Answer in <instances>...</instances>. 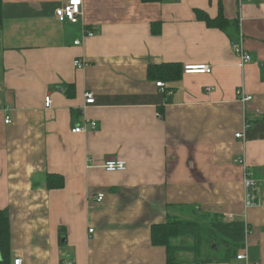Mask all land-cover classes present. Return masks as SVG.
I'll use <instances>...</instances> for the list:
<instances>
[{
    "label": "crops",
    "instance_id": "crops-1",
    "mask_svg": "<svg viewBox=\"0 0 264 264\" xmlns=\"http://www.w3.org/2000/svg\"><path fill=\"white\" fill-rule=\"evenodd\" d=\"M67 1L2 0L0 209L9 215L12 259L166 264L151 225L190 213L200 223H247V256L264 264V0H81L75 24L55 16ZM195 9L211 18L221 11L236 26L208 27ZM240 31L252 56L243 66L232 51ZM160 63L207 64L211 72L148 76ZM237 89L252 98L241 103ZM86 90L93 104L85 105ZM85 120L97 128L71 131ZM238 157L258 181L257 206L244 207ZM112 159L126 169L105 171ZM48 173L63 185L47 188ZM212 247L203 252L210 260L176 250L172 264L236 263Z\"/></svg>",
    "mask_w": 264,
    "mask_h": 264
},
{
    "label": "trees",
    "instance_id": "trees-1",
    "mask_svg": "<svg viewBox=\"0 0 264 264\" xmlns=\"http://www.w3.org/2000/svg\"><path fill=\"white\" fill-rule=\"evenodd\" d=\"M143 2H161L162 0H142ZM195 16L198 20L203 21L208 27L226 29L229 25L236 26V22H230L222 12L219 11L217 16L211 18L204 11L195 9ZM2 20V0H0V24ZM158 32V30H154ZM183 67L177 63H160L148 66V76L157 78L162 81L174 80L180 77ZM66 94L73 96L74 87L68 85ZM45 185L47 188H60L63 185V178L58 174H46ZM242 221H223L218 217H212L208 223H200L197 220L190 219H168L163 223L152 224L150 228V238L153 245H163L167 251L166 264L176 263L171 258V253L176 250L192 251L201 260H210L204 254V248H207L204 242V233L209 237L216 238L218 246L223 247V259L235 257L243 247L245 239V229ZM249 229V228H248ZM63 235V234H62ZM61 235V236H62ZM191 238L190 244L175 245L174 238ZM209 239V238H208ZM213 244H211L212 247ZM214 246V245H213ZM217 246V247H218ZM0 264H12V255L10 249V222L8 211L0 209Z\"/></svg>",
    "mask_w": 264,
    "mask_h": 264
},
{
    "label": "built area",
    "instance_id": "built-area-1",
    "mask_svg": "<svg viewBox=\"0 0 264 264\" xmlns=\"http://www.w3.org/2000/svg\"><path fill=\"white\" fill-rule=\"evenodd\" d=\"M239 2L241 0H238ZM250 1V0H247ZM81 0H68L65 5H63L61 8H58L55 10V16L61 20V21H67L71 24H75L79 21V17L81 16ZM85 36H91L93 35V32L91 31H84ZM74 44H80V40L76 39L74 41ZM232 51L235 54V56L238 59V64L240 66H243L244 64L251 61L252 56L247 52L245 46H244V36L241 33V31L238 33L237 38L232 43ZM84 61L79 58H75L73 60V65L77 68H82L84 66ZM211 67L207 64H188L184 65L183 67V73L185 74H205L210 73ZM155 85L163 90L165 94L169 95L170 90L165 88V84L162 81H157ZM207 90L209 87L206 88ZM237 98L241 103H246L249 101L252 97L250 95H246L241 89H237ZM84 97V103L85 105L93 104L95 101L94 93L91 90H86L83 93ZM51 98L50 96H45L44 98V105L45 107H49L51 105ZM161 117L160 115H158ZM10 116L7 114L4 117V122L9 123ZM249 127V123L246 122V120L243 122V129L242 131H239L235 133L236 138H243L244 137V129H247ZM97 128V123L94 120H85L84 122L75 125L72 128V132L74 133H86L88 131L95 130ZM235 163L241 164L243 167V179H242V185H243V197H244V207L249 208L253 206H257L260 204L259 198L256 193V188L258 181L257 179L253 178V176L250 174L249 170L247 169L246 163L244 162V159L241 157L234 159ZM127 167L126 161L124 160H107L103 163L102 168L107 172H115V171H123ZM103 197V194L97 195V200H101ZM231 218V217H230ZM244 223V229H245V238L247 234L249 233V227L248 224ZM93 229H89V232H92ZM245 239L243 242V249L242 251H239L234 259L236 261L235 264H260L259 261H252L250 262L247 253L245 251ZM12 264H22V260L19 257H15L12 259ZM71 264V263H69Z\"/></svg>",
    "mask_w": 264,
    "mask_h": 264
},
{
    "label": "rangeland",
    "instance_id": "rangeland-1",
    "mask_svg": "<svg viewBox=\"0 0 264 264\" xmlns=\"http://www.w3.org/2000/svg\"><path fill=\"white\" fill-rule=\"evenodd\" d=\"M182 218H188L189 219V218H192V215L190 213H185L182 216ZM209 236L210 235L207 236V234L204 233V239H206L204 242L206 243L207 248L211 250V249H213V247H211V244H213L214 247H217L218 246L217 244L219 243V241L216 238H214V237L211 238ZM181 240L183 241L182 242L183 244H190L192 242L191 238H189V237L182 238ZM221 247H222V245L221 246H218L217 249L218 250H221Z\"/></svg>",
    "mask_w": 264,
    "mask_h": 264
}]
</instances>
